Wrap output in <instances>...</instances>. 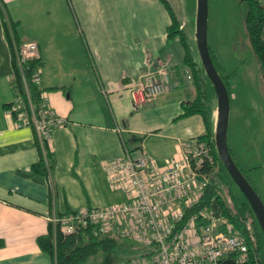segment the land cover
<instances>
[{
  "label": "crops",
  "instance_id": "0c3cea01",
  "mask_svg": "<svg viewBox=\"0 0 264 264\" xmlns=\"http://www.w3.org/2000/svg\"><path fill=\"white\" fill-rule=\"evenodd\" d=\"M138 1L152 11L109 15L101 10L109 8L108 1L75 0L80 12L78 22L70 0H0L8 15L19 20V36L38 43L40 86L51 108L66 118L64 124L51 131L48 174L33 170L32 164L41 156L36 131L31 125H19L7 112L6 104L18 93L12 82L11 51L0 18V264L50 263V257L36 242V236L48 230L46 216L75 209L76 193L82 197L77 204L90 206L92 174L103 173V162L122 155V137L142 136L141 148L133 152L144 150L161 165L166 158L180 157L181 140L204 132L199 113L175 119L182 103L194 98L195 88L183 66V52L174 44L178 40L167 39L170 16L158 0ZM180 24L184 30V23ZM70 35H80L84 44L85 39L89 41L92 50L87 51L88 59L69 53ZM167 62L168 89L138 103H151L152 112H158V116L141 114L136 109V116L132 113L130 119L122 121L123 127L119 126L117 112L130 111L127 98H132L141 74ZM108 95L117 106L110 110V117L104 108L106 103L110 107ZM106 117L103 123L94 121ZM102 182L109 193H116L108 189L104 173Z\"/></svg>",
  "mask_w": 264,
  "mask_h": 264
},
{
  "label": "built area",
  "instance_id": "2783aa9c",
  "mask_svg": "<svg viewBox=\"0 0 264 264\" xmlns=\"http://www.w3.org/2000/svg\"><path fill=\"white\" fill-rule=\"evenodd\" d=\"M38 57V43L34 40H25L16 48L15 63L25 95L16 94L7 112L19 125L33 126L48 167L51 131L64 124L66 118L47 102L40 86L41 65L30 76L27 74L28 61ZM168 65L167 62L141 74L131 92L133 102L152 100L168 89ZM28 81L40 90L38 103L31 98ZM121 141L122 155L101 165L108 189L120 193V199L47 215L54 240L57 233L81 234L86 238L124 237L145 249L118 264H251L241 229L213 204V197L209 202H201L211 170L217 167L211 143L197 136L181 140L180 157L166 158L159 165L152 155L144 150L134 153L123 137ZM216 191L221 194L219 189Z\"/></svg>",
  "mask_w": 264,
  "mask_h": 264
},
{
  "label": "rangeland",
  "instance_id": "374dc122",
  "mask_svg": "<svg viewBox=\"0 0 264 264\" xmlns=\"http://www.w3.org/2000/svg\"><path fill=\"white\" fill-rule=\"evenodd\" d=\"M108 1L109 8L101 9L105 14L109 15H142L145 9L149 12L152 10L145 8L138 0H103ZM114 1L112 4L111 2ZM171 7L179 16L181 22L184 23L185 33L193 47L196 60L201 63L197 45L195 41L196 32V14L197 0H167ZM264 1V0H263ZM73 15H78L80 20V12L75 7V0H70ZM85 2V1H84ZM207 40L208 44L216 56L220 70L225 74H230L228 78L229 95V118L227 127V144L231 148L234 158L238 165L247 171L251 184L257 191L264 204V81L261 75L259 63L250 47L249 39L245 28L246 4L243 0H207ZM164 11V10H163ZM165 13V12H164ZM189 18V21H185ZM135 20L132 21V23ZM71 45V51L75 57L81 55L88 59L89 41L85 39L84 44L82 37L71 36L68 39ZM182 51L180 44L174 41ZM66 52H61L64 54ZM177 55V52L175 53ZM179 55V54H178ZM180 65L181 61L178 59ZM202 65V64H201ZM185 82H189V78L184 75ZM203 86L206 91V107L210 116V121L215 128L217 119V99L212 82L206 75L204 69L202 72ZM129 106L131 107L128 114L125 111L117 112L119 122L118 125L123 127V120L130 119V115L141 111V114L150 116H158V112H152L151 103H145V108L140 104H134L132 98L128 97ZM96 101V102H95ZM94 102L99 103V99ZM110 107L104 108L110 117V110L114 111L112 98L108 95ZM100 107V105L98 104ZM104 106V105H103ZM102 106V107H103ZM100 110V109H99ZM102 108V111H105ZM118 111V110H117ZM105 114V113H104ZM126 115V116H125ZM136 116V115H135ZM84 119V118H82ZM87 119V118H85ZM108 120L98 118L99 123ZM111 126L114 124L111 123ZM219 171L218 183L221 185L225 193L239 198L244 195L234 182L223 164L217 165ZM103 173L95 171L92 174V182L89 185L92 200L89 205H103L107 202L120 199V193H112L106 190L102 182ZM224 195V191L219 189ZM75 201V209L85 205L77 204L82 197L79 193L73 196ZM145 250V249H144ZM143 253L140 244L131 238H118L116 245L110 250L105 251L98 248L97 252L87 256V258L79 264H102L105 259L109 260V264H118L119 262L129 259L135 255ZM259 258L264 264V237H262V247L259 251Z\"/></svg>",
  "mask_w": 264,
  "mask_h": 264
},
{
  "label": "trees",
  "instance_id": "16d2710c",
  "mask_svg": "<svg viewBox=\"0 0 264 264\" xmlns=\"http://www.w3.org/2000/svg\"><path fill=\"white\" fill-rule=\"evenodd\" d=\"M166 9L168 15L170 16V23L166 28L167 39H177L182 48V63L187 69L188 75L195 88V96L193 99L182 103V111L175 116V119L180 117L188 116L193 113L201 114L205 130L197 137L213 145L215 150L216 162L214 166L223 164L218 156L214 145V132L212 124L210 121V116L206 107V91L203 86L202 72L203 67L199 63L194 54L193 47L188 39L186 33L181 27L178 16L176 15L174 9L171 7L167 0H158ZM246 4V15H245V28L249 39L250 47L252 48L257 61L259 63L261 75L264 81V1L263 0H243ZM0 18L3 23L4 35L7 39L10 51H11V63L13 67V86L16 89L15 92L23 95L24 89L22 81L20 78L19 69L15 63V50L16 48L25 40H23L19 34L17 27L19 25V20L12 18L5 10L4 5L0 2ZM210 55L212 61L223 79L224 83L228 87V78L230 74H225L220 70V64L216 60V56L209 46ZM28 76L31 75L32 70L38 66L42 65L40 56L38 58L28 61ZM28 87L30 91L31 98L34 102L38 103L40 100V90L32 82L28 81ZM62 86H54V88H61ZM9 104V103H8ZM6 104V107L8 106ZM142 136L136 134H130L127 138H124V142L131 149L141 148ZM133 144V145H132ZM229 147V145H228ZM231 155L234 161L237 163L233 156L231 148L229 147ZM48 155V153H47ZM238 165V163H237ZM213 166V168H214ZM238 167L245 175V177L250 181L247 171L242 169L239 165ZM32 169L41 173L48 174V169L45 165L43 154L41 152L40 159L32 164ZM212 169V168H211ZM219 171L217 168L211 170L210 182L206 188L205 195L201 200L202 203L209 202L210 198H214L213 204L220 207L222 213L232 222L234 225L241 229L245 238L247 240L250 252L251 264L262 263L259 258V251L262 247V237L264 234L261 227L256 219V216L245 197L239 198L229 194V191L225 193L221 185H219ZM251 183V181H250ZM222 189L224 195L218 194L216 190ZM36 242L41 249V251L50 257L49 264H79L84 261L87 256L97 252L98 248H102L105 251L110 250L117 243L116 237L108 236H98L86 238L81 234H67L57 233L55 240L53 239L52 226L48 224V230L46 233H42L36 236ZM3 246V240L0 239V247ZM140 249L145 252L142 246ZM102 264H109V260L105 259Z\"/></svg>",
  "mask_w": 264,
  "mask_h": 264
},
{
  "label": "water",
  "instance_id": "95a60500",
  "mask_svg": "<svg viewBox=\"0 0 264 264\" xmlns=\"http://www.w3.org/2000/svg\"><path fill=\"white\" fill-rule=\"evenodd\" d=\"M207 13V0H197L195 41L202 67L212 82L217 99V119L213 129L214 145L224 167L250 204L264 234V204L253 185L234 161L227 144L229 92L210 55L207 40Z\"/></svg>",
  "mask_w": 264,
  "mask_h": 264
}]
</instances>
